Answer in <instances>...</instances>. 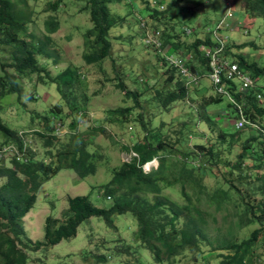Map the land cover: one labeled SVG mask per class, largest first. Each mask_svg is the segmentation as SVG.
Wrapping results in <instances>:
<instances>
[{"label": "trees", "instance_id": "obj_1", "mask_svg": "<svg viewBox=\"0 0 264 264\" xmlns=\"http://www.w3.org/2000/svg\"><path fill=\"white\" fill-rule=\"evenodd\" d=\"M127 1L132 3L134 0ZM63 2L64 0L49 2L50 10L60 11ZM110 2L111 0H89L88 5L83 8L84 11H90L93 23V28L84 35L83 60L87 65L95 66L105 76L104 63L113 55L110 31L125 21L113 17L109 8ZM144 2L147 4L146 8L151 11L150 19L153 25L149 24L148 19L141 18V29L142 32H147V35L152 31L162 42L161 48L154 45L153 50L160 60V65L165 67L163 79L167 88H157L158 83L150 84L149 79L142 78L134 81L135 85L142 84L140 89L134 91L127 88V84L122 81L118 87L124 96L133 97L136 102L130 106L123 105L104 111V115L111 122L118 121L121 125L130 122L133 128L139 125L143 129V135L134 133L139 137H132L131 145L122 146L127 153H134L136 156L129 163H122L118 168H113L111 179L103 190V195L109 199L113 198L109 208L96 207L89 197L69 198L68 208L63 212L62 220L47 217L44 242L34 243L26 237L24 218L35 208L41 185L64 169L73 170L82 179L94 175L101 157L94 149V137L108 135L102 124L108 120L103 118L98 122L94 121V125L81 132L80 122L88 118L91 112L87 107L90 97L86 93L80 95L77 90L81 89L87 73L72 68L76 66L72 65L52 76L47 66L41 62V57L46 62L53 60L55 52L48 46H52L51 36L60 31V22L49 18L45 23L47 33L44 35L47 43L44 40H39L38 43L27 33L32 13L23 9L17 0H0V101L7 95H17L20 102L23 99L36 100L38 96L27 90L23 83V80L31 78L32 75L37 76L40 81L38 84H55L65 99L63 104L60 101L55 102L50 108V114L36 113L43 123V130L27 127L20 131L13 130L0 114V180H4L0 186V264H34L32 255L46 252L62 242L75 239L79 228L87 220L93 217L101 218L106 227L113 230L115 227L112 217L123 214H132L135 218L138 225L137 242L140 247L153 254L158 264L179 263L178 259L187 254L197 259L198 255L205 253L206 248L219 253L218 264H257L256 259L260 260V256H255V252L258 246L264 247V172L261 170L264 159V133L250 127L237 130V109L233 123L235 132L219 135L220 143L228 144V153L222 152L221 149L215 151L212 142L203 137L194 138L192 148H186L189 142L181 143L183 129L173 130L177 122L173 120L174 117H166L168 121L162 120L158 127H155L160 109L162 112H170L178 100H189L191 103L194 101V98L190 97V90L199 83V67L205 68L210 77L211 59L206 57L202 50L204 48L212 53L222 49L220 61L231 66L237 65L238 72L249 76L253 84L243 87L242 83L236 80L237 75L232 79L223 72L220 84L212 81L218 95L205 96L198 99V105L195 104L201 120L207 121L211 128L209 105L220 102L223 96H228L229 99L233 97L235 101L242 103L247 117L260 124L264 130L261 122L264 116V84H260V80L264 79V59L253 58L258 53V45L252 42L236 46L232 45L230 40L220 39L218 32H229L232 29L225 20L217 25L215 39L210 37L211 35L205 40L197 39L194 31L190 29H187L190 34H187V31L184 33L187 38L177 35L175 27L171 24L172 18L168 16L169 9L164 5L153 7L151 3ZM179 2L181 0L175 3ZM238 5L249 23L264 19V0H240ZM234 7L229 3L228 16L230 13V17L234 16ZM139 11L141 10L137 13ZM169 27H172L171 32ZM191 37L196 40L188 41ZM243 48H250L252 53L247 56L237 54V51ZM172 61H181L188 74L181 73L180 68L171 64ZM170 84L173 86H169ZM219 88H222V91ZM145 94H148L149 101L158 105L157 109L153 108V113L142 105L141 98H144ZM232 103L235 104L233 101ZM58 120L61 122V129L67 131L61 134L69 138L67 142H63L64 139L57 134ZM163 129L168 130L167 135L163 133ZM249 132L252 134L247 135ZM36 139L43 141V148L48 150L42 158L35 150ZM189 140L192 141L191 138ZM236 146H242L243 152L237 155L234 161ZM8 151L13 154L6 158ZM156 159L159 160V165L146 172L145 165ZM247 160L254 161L252 168L257 172L256 177L252 176L251 167L244 166ZM247 168L250 169L245 171ZM222 170H226L227 174H223V180L227 181L230 190L223 187L208 188L195 174L200 171L219 178ZM229 177L234 179L230 180ZM252 183L256 185L248 190V195L243 194L240 186ZM176 186H180L181 195L187 199L184 205L165 195V191ZM233 191L239 196L237 205L231 201ZM255 196L261 199L256 200ZM251 197L254 198L253 201ZM204 199L208 202V208L205 210L201 208ZM231 206H234V209L231 208L234 210V222L230 232L226 237L221 236V232L212 234L211 223H215L217 217L209 209L216 207L217 212H220ZM255 224L260 227L250 236L238 239L239 231H236L235 226L243 229ZM122 251L126 255L133 254L131 247L123 248ZM97 259L99 263L107 262L104 256H98Z\"/></svg>", "mask_w": 264, "mask_h": 264}, {"label": "rangeland", "instance_id": "obj_2", "mask_svg": "<svg viewBox=\"0 0 264 264\" xmlns=\"http://www.w3.org/2000/svg\"><path fill=\"white\" fill-rule=\"evenodd\" d=\"M17 1L23 9L32 13V21L27 26V33L34 37L38 43L39 40H44L47 43L44 35L47 33L45 23L49 18L60 22V31L51 36L52 46L51 43H48L50 45L48 46L49 49L51 48V51L55 52L53 60L46 62L41 57V62L43 61L42 63L47 66L52 76L59 74L61 70L72 65H76L72 68H78L87 73V77L77 93L80 95L86 93L90 97L87 107L91 112L88 118L80 122V131L83 132L90 128L91 125H94V121L98 122L103 118L108 120L102 123L108 135L94 137V149L101 156L97 163V172L94 175L82 179L73 170L64 169L41 185L35 208L24 218L26 237L34 243L44 242L47 217L51 216L62 220V214L68 208L69 198L89 197L96 207L102 209H107L112 205L113 198L109 199L103 195V190L111 179L112 170L118 168L122 163H129L136 156L134 153H127L122 146L131 145L132 137L138 139L139 136L137 137L134 133L144 134L141 133V131H144L139 125L137 127L135 125L134 128L130 122L121 125L118 121H109V118L104 115V111L107 109L123 105L130 106L136 102L133 97L124 96L118 84L124 81L127 88L135 91L137 88L140 89L142 84L135 85L134 81L147 78L150 84L158 83L157 88L162 86L164 89L167 88L163 79L165 67L160 65V60L153 50V46H157V43L161 40L155 37L156 35L152 31H149L147 35V32H142L141 29V18L148 19L149 24L153 23L150 19L151 11L146 8L147 4L144 1L151 3L153 7L166 6L169 9L168 16L172 18L173 23L171 24L175 27V32L183 37H186L184 33L187 29H190V31H194L197 39L205 40L210 35L215 39L217 25L225 20L232 29L229 32H218L219 38L230 40L232 45L236 46L254 42L258 45V50H256L258 53L256 54L259 55L256 56L255 54L253 58L264 59V56L261 57V55H264V19H256L249 23L238 5L240 0H181L179 3H175L178 0H134L132 3L127 0H111L109 8L113 17L125 21L123 24H117L110 31L109 37L113 47V55L104 63L105 76L95 66H89L83 60V54L85 53L84 35L89 29L93 28L90 11L83 10L88 5L89 0H64L61 4V10L57 12L49 8V2H55L56 0ZM229 3L235 6L233 8L234 16L232 17L228 16ZM138 10L141 11L137 13ZM237 19L242 23H238ZM169 28L171 32L172 27ZM246 32L250 34L247 35ZM192 40H196L195 37L188 39V41ZM239 51H237V54L241 55L242 53L245 56L252 53L250 48H243ZM230 59L233 60V58ZM199 70V83L195 84L197 87L194 85L195 88L190 90V97L194 98V101L191 103L189 100H178L170 112H162L160 109L155 127H158L162 120L168 121L166 117H174L173 120L177 122L173 130L183 129L184 135H182L181 143L185 144L188 141L186 148H192L195 142L194 138L203 137L212 142L215 151L221 149L222 152L228 153L229 149L226 147L228 144H221L219 135L235 132L233 125L236 116L235 104L228 96H223L220 102L209 105L211 128L207 121L201 120L195 107L198 99L210 95L217 96L218 93L205 68L199 67ZM23 83L26 89L34 92L38 98L36 100L23 99L20 102L17 95H7L0 101L2 105L0 114L13 130L20 131L24 127L43 130V123L37 118L36 113L50 114V108L53 104L57 101L63 104L65 99L60 95L55 84H38L40 81H38L36 75L26 78ZM260 84H264V79L260 80ZM169 86H173V84ZM147 96L148 94H145V97L141 98L142 105L153 113L155 112L153 108L157 109L158 105L149 101ZM19 102L20 106L18 105ZM56 122L58 127H61V122L59 120ZM261 122L264 125V116ZM65 133L67 131L64 128L57 133L64 139L63 142H67L69 139L67 136L61 135ZM163 133L167 135L168 130L163 129ZM170 133L172 134V131ZM251 134L249 132L247 135ZM174 141L176 143L175 139ZM56 143L58 146L59 142ZM34 145L40 158L48 152L47 149L43 148V141L36 139ZM235 151L237 152L233 155L234 161L237 159L236 156L243 152L242 146H236ZM253 162L247 160L244 166L251 167V174L256 177L257 172L252 168ZM157 165L159 164L154 160V164L149 166L147 170L150 172ZM248 169L250 168L245 171H248ZM261 170L264 172V159ZM225 173L226 170H222L219 178L212 174H203L200 171L195 174L208 188L223 187L230 190V187L226 184L227 181L223 180L225 179L223 177ZM229 178L230 180L234 179V177ZM3 183L4 180H0V186ZM254 185L256 184L240 186V189L243 194L248 195V190L253 188ZM165 195L180 205L187 203V199L181 195L180 186L165 191ZM255 197L256 200L261 199L259 196ZM253 200L254 198L251 197V201ZM231 201L235 205L239 203V196L236 191L232 192ZM201 208L203 210L208 208V202L205 199ZM231 208L234 209V206L220 212H217L216 207L209 209L217 217L216 222L211 223L212 234L217 235L221 232V236L226 237V234L230 232L232 222H234L232 216L234 210ZM112 220L115 227L113 230L107 228L101 218L93 217L87 220L79 228L75 239L62 242L46 252L32 255L34 256L32 262L34 264H158L149 250L139 246L136 238L138 225L132 214L114 215ZM259 227L258 224L249 225L243 229L235 226L236 231H239L238 239L242 240L250 236ZM262 240L263 236L260 237V241ZM130 247L133 248V254H124L122 249ZM218 254V252H211L210 249L206 248L205 253L198 255L197 259H193V255L187 254L180 257L178 259L179 263L176 264H218ZM98 256H104L107 262L99 263ZM255 256H260V260L256 259L257 264H264L263 246L256 248Z\"/></svg>", "mask_w": 264, "mask_h": 264}, {"label": "built area", "instance_id": "obj_3", "mask_svg": "<svg viewBox=\"0 0 264 264\" xmlns=\"http://www.w3.org/2000/svg\"><path fill=\"white\" fill-rule=\"evenodd\" d=\"M229 16H231V14H229ZM186 33L190 34V31H187ZM157 47L161 48L162 42H158ZM202 50L206 53V57L211 59L210 67H211L212 72L210 74V78L215 84L221 83L223 72H225L228 75V77L232 79H235L234 77L237 75L236 80H239L242 83L243 87H247L253 84V80L249 76L243 75L238 72L237 65L231 66V64L227 62L222 63L220 61L219 56L223 51L222 49H219L218 51L214 53H212L210 50L207 51L204 48ZM171 64L174 65L176 68H180L181 73L185 75L188 74V70L183 66V63L181 61H172ZM219 90L222 91V88H219ZM258 97L260 98L261 95H258ZM231 100L235 103V106H236V109L239 115V119H236V123H235L237 130L250 127L256 131H261L264 133V130H262V128L260 127V124H258L257 122L251 121L247 117L244 111V105L242 103H238L237 101H235V98L233 97H231ZM12 154H13L12 151H8L5 157H10L12 156ZM1 156H2V151L0 150V158Z\"/></svg>", "mask_w": 264, "mask_h": 264}, {"label": "clouds", "instance_id": "obj_4", "mask_svg": "<svg viewBox=\"0 0 264 264\" xmlns=\"http://www.w3.org/2000/svg\"><path fill=\"white\" fill-rule=\"evenodd\" d=\"M231 5H232V3H230ZM231 14V13H230ZM230 17V16H229ZM61 131V127H58V130H57V132L59 133ZM6 158H9V157H6ZM155 161H157V163L159 164V160H155ZM152 164H154V161H152V162H150V163H148L147 165H145V170H146V172H149L148 170H147V168H148V166L149 165H152ZM152 171V170H151ZM78 235V234H77Z\"/></svg>", "mask_w": 264, "mask_h": 264}, {"label": "bare ground", "instance_id": "obj_5", "mask_svg": "<svg viewBox=\"0 0 264 264\" xmlns=\"http://www.w3.org/2000/svg\"><path fill=\"white\" fill-rule=\"evenodd\" d=\"M149 166H151V165H149ZM149 166H148V168H149ZM154 167V166H153Z\"/></svg>", "mask_w": 264, "mask_h": 264}, {"label": "water", "instance_id": "obj_6", "mask_svg": "<svg viewBox=\"0 0 264 264\" xmlns=\"http://www.w3.org/2000/svg\"><path fill=\"white\" fill-rule=\"evenodd\" d=\"M192 71H194V69H192Z\"/></svg>", "mask_w": 264, "mask_h": 264}]
</instances>
